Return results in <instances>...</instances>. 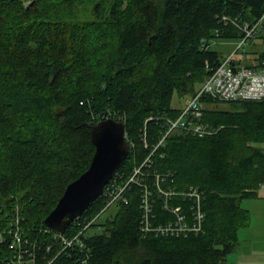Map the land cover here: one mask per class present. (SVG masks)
Returning a JSON list of instances; mask_svg holds the SVG:
<instances>
[{
  "label": "trees",
  "instance_id": "obj_1",
  "mask_svg": "<svg viewBox=\"0 0 264 264\" xmlns=\"http://www.w3.org/2000/svg\"><path fill=\"white\" fill-rule=\"evenodd\" d=\"M88 3L105 16L68 18ZM263 12L264 0H0V233L14 227L19 203L24 236L34 240L44 228L39 235L48 240L44 220L90 166L92 128L108 116L124 120L133 142L114 177L124 183L155 144L160 122L147 119L176 115L174 95L195 94L219 63L220 52L210 47L215 30L224 38L242 36L233 25L224 27L221 17L253 22ZM257 52L264 59V51ZM202 99L212 133H172L146 169L168 177L162 186L177 192L169 204L189 221L196 203L181 193L191 187L201 192L200 230L144 232L143 188L131 184L128 203L120 201L115 214L94 223L102 229L89 235L86 261L67 252L52 264L228 263L239 231L251 223L243 200L263 196L264 99ZM145 177L156 199L153 224L175 220L155 178ZM106 204L99 196L67 232L100 218ZM9 240L0 243V264H17Z\"/></svg>",
  "mask_w": 264,
  "mask_h": 264
},
{
  "label": "built area",
  "instance_id": "obj_2",
  "mask_svg": "<svg viewBox=\"0 0 264 264\" xmlns=\"http://www.w3.org/2000/svg\"><path fill=\"white\" fill-rule=\"evenodd\" d=\"M224 27L234 26L238 28L242 36L236 49L228 55H221L219 63L215 68H212L210 75L205 79L202 87L192 96L185 100V104L179 108L176 117H169L166 114L157 115L152 114L148 119L161 120L168 126L167 133L159 134L156 132L155 144L151 153L142 161V163L134 170L131 177L124 184H120L118 179L114 177L110 180V184L107 187L109 193L108 205L104 210L109 209L110 204L114 203L117 199L123 198L127 202L126 191L131 184H139L143 188V218H142V230L155 231L156 233H187L192 230H200L205 217V213L202 210L201 204V192L191 187L188 191H183L181 194L184 197L194 198V217L192 221L181 210H176L169 204L171 195L176 194V190L172 187L164 188L161 181L165 180L163 174L154 171L147 173L146 169L151 168L153 162V155L155 151L165 145V140L170 132L191 133L194 135H208L212 133L213 128L204 119V102L203 96L209 95L217 101H238V100H261L264 99V59H259L260 54L257 52L258 48H254L256 51L252 56L248 51L249 41L264 37V12L255 21L243 20L239 17H231L223 15L221 17ZM215 37H221L222 30L217 28L215 30ZM209 46V45H208ZM206 45V47H208ZM211 46V44H210ZM257 47V45H256ZM242 49V50H241ZM264 51V44L262 45ZM249 62H253L252 65H248ZM109 117V116H108ZM122 119V118H120ZM127 134V131H126ZM148 133L145 130L143 137L145 146L149 147ZM127 139L130 143V138ZM133 142L130 143V148ZM152 176L155 178L154 185L158 191V195L165 197V208L175 212L177 218L170 220L164 224L154 225L152 222V216L154 215V203L156 199L153 197L154 193L150 187V183L144 178ZM99 216V215H98ZM98 216L90 219H84L83 225H94L98 221ZM15 221V222H14ZM20 217L16 215L12 219L11 224L13 228L8 230V235L4 232L0 233V243L6 240V236H10L9 248L13 250L14 261L17 264H52L58 257L63 254L72 252L78 253L83 251L85 244L82 238V232H78L72 236L46 229L47 239L51 240V243L47 247H43L41 241L45 240L42 236H38L36 239H30L24 236V232L19 225ZM45 248V249H43ZM83 263L86 261V257L81 260Z\"/></svg>",
  "mask_w": 264,
  "mask_h": 264
},
{
  "label": "water",
  "instance_id": "obj_3",
  "mask_svg": "<svg viewBox=\"0 0 264 264\" xmlns=\"http://www.w3.org/2000/svg\"><path fill=\"white\" fill-rule=\"evenodd\" d=\"M95 153L90 166L67 188L45 223L65 231L99 197L106 184L115 176L130 153L126 124L114 117L101 119L92 128Z\"/></svg>",
  "mask_w": 264,
  "mask_h": 264
},
{
  "label": "crops",
  "instance_id": "obj_4",
  "mask_svg": "<svg viewBox=\"0 0 264 264\" xmlns=\"http://www.w3.org/2000/svg\"><path fill=\"white\" fill-rule=\"evenodd\" d=\"M261 191L263 196L246 206L251 223L239 231V245L229 254L227 264H264V186Z\"/></svg>",
  "mask_w": 264,
  "mask_h": 264
},
{
  "label": "rangeland",
  "instance_id": "obj_5",
  "mask_svg": "<svg viewBox=\"0 0 264 264\" xmlns=\"http://www.w3.org/2000/svg\"><path fill=\"white\" fill-rule=\"evenodd\" d=\"M104 16H105V14L100 15L94 10L93 3H88V4L77 6L75 8V13L70 15L68 18H70V19H72V18H74V19L75 18H78V19H100V18H103ZM239 42H240V38L213 37L210 39V44H211L210 47L213 50L220 52L221 55H228L236 49ZM263 44H264V37L249 41V44H248L249 54L252 56L255 53L254 48H258V50L262 49ZM256 45H257V47H256ZM188 97H190V95H187L184 97V96H180L178 93H176L174 95V98L172 101L173 107H176V108L182 107L185 104L186 98H188ZM218 106L219 107H228V104H226L224 102H220V103H218ZM262 146L264 148V144ZM251 203H255L253 199H244L242 202L244 207L253 206L254 204H251ZM258 210L260 211V209H258ZM116 211H117V204H114L102 214V216L98 219L97 223L104 222L108 216L115 214ZM93 230L94 229H92V231ZM95 230H97V229H95Z\"/></svg>",
  "mask_w": 264,
  "mask_h": 264
},
{
  "label": "bare ground",
  "instance_id": "obj_6",
  "mask_svg": "<svg viewBox=\"0 0 264 264\" xmlns=\"http://www.w3.org/2000/svg\"><path fill=\"white\" fill-rule=\"evenodd\" d=\"M210 63V62H209ZM209 63H207L208 65H209ZM211 64V63H210ZM216 65L217 64H215V65H212L211 67H210V69L212 70V68H215L216 67ZM164 114H166L167 116H169V117H176V115H172L170 112H163L161 115H164ZM204 116H205V113H204ZM111 117H113V116H111ZM114 118H116V117H114ZM116 119H119V120H122V121H124L123 119H120V118H116ZM159 121V120H158ZM160 122V127H159V134H163V133H167V130H168V126L166 125V124H164L163 123V121H159ZM172 133H174V132H170L168 135H167V137H166V140H167V138H168V136L169 135H171ZM166 140H165V143H166ZM130 150H131V148H130ZM139 166V165H138ZM138 166H136L135 167V169L138 167ZM134 169V170H135ZM134 172V171H133ZM152 172H154V171H152ZM133 174V173H132ZM131 174V175H132ZM116 175V174H115ZM131 177V176H130ZM129 177V178H130ZM166 177V175L164 174V178ZM128 178V179H129ZM166 178H168V177H166ZM128 179L124 182V183H126L127 181H128ZM124 183H122V184H124ZM109 182L106 184V186L108 187L109 186ZM106 186H105V188H106ZM104 188V190L102 191V193L99 195V196H105V198H107V204L105 205V207L108 205V197L106 196L110 191H109V189H105ZM178 191V190H177ZM179 193V192H178ZM179 195V194H178ZM182 195V194H181ZM184 196V195H183ZM98 198V197H97ZM126 198H127V196H126ZM120 201H123V202H125V203H128V198H127V202L123 199V198H119V199H117L114 203H112V204H110L108 207H111L112 205H114V204H117V203H119ZM16 206H15V211H16V215H19V217H20V222H19V225L21 226V223H22V220L24 219V216H23V208H22V206H21V204H19V203H17V204H15ZM142 206H143V204H142ZM101 213H104V209L101 211ZM77 217H79V216H77ZM76 217V218H77ZM75 218V219H76ZM75 219L73 220V222L75 221ZM15 222V221H14ZM72 222V223H73ZM71 223V224H72ZM97 223V222H96ZM70 224V225H71ZM69 225V226H70ZM46 226H47V229H51V230H53V231H57V232H60V233H63V234H66V235H69V236H72V235H74V234H76V233H78V232H82V238L84 239V241H85V244H84V246H83V251L82 252H80V255L79 256H77V260L79 261V260H83L85 257H86V259H87V256L90 254V247H89V244H88V237H89V235H91V234H93V233H97V232H99V231H101V229H102V226H98V225H87V226H85V225H82L81 227H80V229H78L76 232H74V233H68L67 232V230H68V228H69V226H68V228L65 230V231H60V230H57V229H55V228H53V227H51V226H48L47 224H46ZM92 229H94L93 231H92ZM95 229H97V230H95ZM99 229V230H98ZM43 230H44V228H41L39 231H38V236H42V235H39V234H42L43 233ZM45 231H46V229H45ZM38 236H36V238L38 237ZM49 243H51V240H43V241H41V244L43 245V247H47L48 246V244Z\"/></svg>",
  "mask_w": 264,
  "mask_h": 264
}]
</instances>
